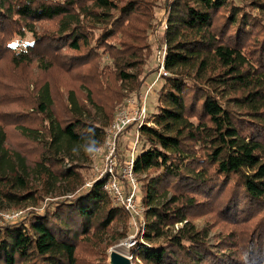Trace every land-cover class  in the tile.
Here are the masks:
<instances>
[{
    "label": "trees",
    "instance_id": "16d2710c",
    "mask_svg": "<svg viewBox=\"0 0 264 264\" xmlns=\"http://www.w3.org/2000/svg\"><path fill=\"white\" fill-rule=\"evenodd\" d=\"M158 1L0 0V210L53 199L0 225V264H107L129 234L102 182L84 184L124 90L143 85ZM166 15L132 261L264 264V0H172Z\"/></svg>",
    "mask_w": 264,
    "mask_h": 264
},
{
    "label": "built area",
    "instance_id": "2783aa9c",
    "mask_svg": "<svg viewBox=\"0 0 264 264\" xmlns=\"http://www.w3.org/2000/svg\"><path fill=\"white\" fill-rule=\"evenodd\" d=\"M165 52L160 61V70L164 71V76H167L168 72L164 68ZM150 92L151 85L131 95L125 105L116 111L114 118L105 129L103 142L94 152L99 159L93 166L94 179L85 185L90 187L95 181L102 182L103 189L128 213L130 224L135 228V235L137 233L140 235V241H142L146 220L145 208L140 203L139 180L134 171L136 159L134 151L140 140L141 126L148 124L146 103ZM130 126H135V140L131 146L130 156L122 159L119 155V139ZM22 216L21 209L0 210V225L17 222L22 219ZM136 242L135 239L128 243V255L131 259L130 248L134 247Z\"/></svg>",
    "mask_w": 264,
    "mask_h": 264
},
{
    "label": "rangeland",
    "instance_id": "374dc122",
    "mask_svg": "<svg viewBox=\"0 0 264 264\" xmlns=\"http://www.w3.org/2000/svg\"><path fill=\"white\" fill-rule=\"evenodd\" d=\"M168 1L172 0H159L158 3L155 5L153 8V13H154V19L152 21L150 29L147 31V43L150 46V54L147 58L146 64L142 67V75L144 76V81L143 85L140 87L138 91H133L129 92L128 90H124V98L122 101L119 103V105L116 107V111L121 108L123 105H125L126 100L131 96L134 95L135 93H138L142 91L143 89H146L148 86L150 87L151 85V92L148 96L147 99V109H148V114L152 115L156 112V98H157V91L161 87V85L164 83V71L162 72L160 70V61L162 59V56L164 54L165 50V45H164V31L166 28V20H167V15H166V8L168 6ZM31 41V37L29 33H26L25 36L23 37H16L13 41V44L19 47H24V45L27 42ZM28 77L30 79V88H32L34 81L39 82L43 77V74L41 73V70L38 69L35 65H31L28 69ZM169 75V72L168 74ZM62 80H65L63 82H60L59 85V91L62 92L63 94L66 93V87L65 83L67 82L69 84V81L66 77H61ZM155 81V83H154ZM72 83L71 86H74V82L70 81ZM77 85V84H76ZM55 107V106H54ZM56 109V107H55ZM56 112V111H55ZM150 123V122H149ZM151 124V123H150ZM135 140V126H130L128 129L125 131L124 134H122L121 138L119 139V155L122 159L127 158L131 154V146ZM18 138L14 135L10 141H8V145L10 148L17 150L19 148V145L17 144ZM143 145L142 141L139 140L138 145L136 147V150L134 151L135 157L139 156L141 152L143 151ZM78 158L84 159L83 155L81 153H78L77 155ZM99 159L98 157L94 154L92 161L89 163L90 164V169L87 174V181L84 184V186L89 182L94 179V171H93V166L96 162H98ZM137 178L139 180V175H137ZM140 182V181H139ZM86 187V186H85ZM140 195V192H139ZM53 199H45V200H40L38 203H34L32 201H28L24 203L23 208H19L23 210V216H28L30 211H36V212H41L42 208L45 206L47 202L52 201ZM203 219H197L196 224L198 226L203 225ZM7 224V223H6ZM131 226V224H130ZM179 225H175V228H177ZM135 228L131 226V229L129 231V234L127 235L126 238L120 240L117 244L119 243H130L131 241H134L135 239L138 241L140 240V236L137 233L135 235ZM139 236V237H138ZM138 237V239H137ZM116 245V244H114ZM112 245V246H114ZM111 246V247H112ZM109 247L107 250V264H108V252ZM132 261V259H131ZM132 264H141L140 261H132Z\"/></svg>",
    "mask_w": 264,
    "mask_h": 264
},
{
    "label": "water",
    "instance_id": "95a60500",
    "mask_svg": "<svg viewBox=\"0 0 264 264\" xmlns=\"http://www.w3.org/2000/svg\"><path fill=\"white\" fill-rule=\"evenodd\" d=\"M122 244L125 246V251L120 248ZM128 251L129 249L126 243H119L112 246L108 252V264H132Z\"/></svg>",
    "mask_w": 264,
    "mask_h": 264
},
{
    "label": "bare ground",
    "instance_id": "6f19581e",
    "mask_svg": "<svg viewBox=\"0 0 264 264\" xmlns=\"http://www.w3.org/2000/svg\"><path fill=\"white\" fill-rule=\"evenodd\" d=\"M120 248L124 251L126 250L124 244H122Z\"/></svg>",
    "mask_w": 264,
    "mask_h": 264
}]
</instances>
